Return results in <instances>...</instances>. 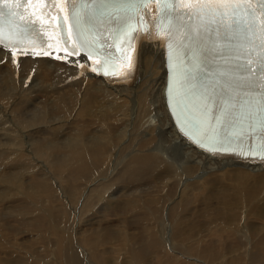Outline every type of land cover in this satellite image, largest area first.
Masks as SVG:
<instances>
[{"label": "bare ground", "instance_id": "6f19581e", "mask_svg": "<svg viewBox=\"0 0 264 264\" xmlns=\"http://www.w3.org/2000/svg\"><path fill=\"white\" fill-rule=\"evenodd\" d=\"M162 55L145 44L136 83L113 86L47 58L24 57L16 66L0 50V264H87L94 257L99 264H126L98 255L97 235L132 250L133 264L144 253L156 264H262L258 240L256 253L243 256L255 225L247 233L235 228L251 205L243 201L259 194L255 187L235 191L217 181L227 171L264 174V166L217 160L176 130L165 104ZM65 184L70 191L63 202ZM193 196L205 208L220 204L221 212L208 213L206 221L223 220L235 232L225 225V234L223 226L214 236L189 233L181 211L192 209ZM251 211L264 215V200ZM44 237L56 249L48 260Z\"/></svg>", "mask_w": 264, "mask_h": 264}, {"label": "snow or ice", "instance_id": "6c2138e0", "mask_svg": "<svg viewBox=\"0 0 264 264\" xmlns=\"http://www.w3.org/2000/svg\"><path fill=\"white\" fill-rule=\"evenodd\" d=\"M28 3L44 8V17L52 15L53 8L67 11L68 15L58 20V27L63 33L65 24L71 22L76 45L67 50L68 54H74L78 46L89 58L93 53L103 55L101 69L116 59L113 52L104 51L101 29L114 25L112 45L122 37L143 43L153 37V31L143 25L146 10L155 5L159 13L154 21L155 35L162 37L160 43L167 46L177 73L172 92L180 130L213 155L218 151H236L247 158L259 151L264 158V0H28ZM61 3L67 7L61 9ZM13 5L19 8L20 0H0V6L6 10L0 11V18L7 16L11 22ZM32 14H36L35 8ZM41 31L43 26L37 28L35 20H31L18 30L10 25L9 36L39 37ZM141 31L146 36H139ZM19 43L0 35V45L11 49L13 56ZM185 55L191 58V64L181 63ZM197 74L204 77L201 83L195 82ZM244 137L249 140L260 137L262 143L253 148L244 142Z\"/></svg>", "mask_w": 264, "mask_h": 264}, {"label": "rangeland", "instance_id": "374dc122", "mask_svg": "<svg viewBox=\"0 0 264 264\" xmlns=\"http://www.w3.org/2000/svg\"><path fill=\"white\" fill-rule=\"evenodd\" d=\"M55 124H60V125H62V122H58V123H53V124H51V126L52 125H55ZM247 171H249V170H247ZM217 172H223V171H217ZM230 172H233L234 174H235V177L232 175V178L228 175V173H230ZM240 171H227V174H226V176L224 177V178H221L220 180H218L217 182H218V184L219 185H221V186H225L224 184H226V181L230 184V189H232V190H238V189H241V188H243L244 186L246 187H250V188H254V190L259 194V196H260V198H259V196L257 197V198H259V199H253V200H251L250 201V203H245V201H243L244 202V204H243V206L244 207H247V205L246 204H251L250 206H248V209L249 210H247V212H245V213H247V215L245 214V218L244 217H242V218H240V220H238V221H240V222H242V224L241 225H237L235 228H236V230L237 231H242V233L243 232H245L246 231V233L248 232V229H249V227L250 226H254L255 225V227L257 228V232L255 233V235H256V237H255V239H254V241H253V243H248V245H247V247H246V250H245V252L246 253H244L243 254V256L245 257L246 256V258L249 256V255H247V254H251V251H252V253H256V244H254L255 243V241L256 240H258V242H257V245L259 244V243H262L263 245H264V215L263 214H257L256 212H254L253 213V211H251L252 213L251 214H249L250 212V210H252V206H254L256 203H259V202H261V200L263 201L264 200V197H262V195L264 194V184L262 183V181L264 180V174L263 173H259V172H253V171H251V173L249 174V172H243L245 175H241L240 173H239ZM253 172V173H252ZM261 172H264V171H262L261 170ZM255 173H258L257 175L255 174ZM254 174H255V176H258V179H256L255 178V176H254ZM261 174V176H259ZM263 174V175H262ZM260 177V178H259ZM231 178V179H230ZM50 179V178H49ZM57 179V178H56ZM230 179V180H229ZM251 180V182H249ZM253 180V181H252ZM261 180V181H260ZM51 181V180H50ZM238 181V182H237ZM53 182V181H52ZM213 182H214V180H213ZM217 182H214V183H210L209 185H211V186H214V184L215 183H217ZM223 182V183H222ZM54 183V182H53ZM58 183H59V181H58ZM57 182H55L54 183V186H56V185H59ZM208 183H209V181H208ZM66 188V189H65ZM65 188H64V190H62L61 192H60V194H62L61 196H59V198L61 199V197H64L63 196V194L64 195H68V191H70V189L67 187V185L65 184ZM68 188V189H67ZM236 188V189H235ZM252 188V189H253ZM76 191V190H75ZM74 191V192H75ZM172 190L170 189V192H167L168 194H169V197L170 196H173L174 194H173V192H171ZM213 191V190H212ZM67 197V196H66ZM262 197V198H261ZM193 198H194V202L192 203V204H190V205H188V208H192V209H189V210H187V211H185V210H183V211H181V213L183 214V215H181V218L182 219H184L189 225H191V226H188V228H189V233L190 232H192V233H194V232H197L200 236H204V237H207V236H209V235H212L215 231H216V227L218 226V227H222L221 228V230L220 231H222L223 229H225V228H227L225 225H227L228 227L230 226L229 224H225L224 222H222V221H214L213 223H209V221H206L207 220V217L209 216V214L208 213H210V215H212L213 214V212L212 211H220L221 212V209H222V206L220 205V204H216V202L214 203H209V205L207 206L206 205V207L207 208H205L203 205H199L198 204V201H197V199L195 198V196H193ZM62 200V199H61ZM63 201V200H62ZM64 202V201H63ZM256 202V203H255ZM59 203H60V201H59ZM170 203V202H169ZM168 203V204H169ZM252 203H253V205H252ZM167 204V205H168ZM229 204H231V205H233L234 206V203L232 202V203H229ZM193 205H195V206H193ZM69 206V205H68ZM68 206H67V208H68ZM200 207H203L206 211V214H205V212H203L202 213V211H203V209L202 208H200ZM223 207H225V206H223ZM211 208V209H210ZM215 210H214V209ZM202 209V210H201ZM211 210V212H210V210ZM224 210H225V208H224ZM68 211H69V208H68ZM187 212H189V214L187 213ZM205 214V215H204ZM244 214V213H243ZM249 214V215H248ZM198 215V216H197ZM202 215V216H201ZM253 215V216H252ZM185 216H186V218H185ZM206 216V217H205ZM165 218V217H164ZM164 218H162V219H164ZM252 218V219H251ZM69 219V218H68ZM188 219V220H187ZM202 219H205L204 220V222L202 221ZM219 219V218H218ZM169 220V219H168ZM220 220V219H219ZM253 220V221H252ZM69 221H71V219H69ZM251 221H252V223H251ZM199 222V223H198ZM208 222V225L206 224V223ZM251 225H250V224ZM198 224V225H197ZM201 225H203V226H201ZM208 226V227H207ZM196 228V229H195ZM234 228V229H235ZM191 229V230H190ZM228 229V228H227ZM231 228L229 227V230H230ZM199 231V232H198ZM219 231V232H220ZM231 231H233L232 229H231ZM218 232V233H219ZM233 232H235V231H233ZM221 233H224L223 231L222 232H220V234ZM168 234V233H167ZM225 234V233H224ZM224 234H222V235H224ZM214 235H215V233H214ZM214 235H212V236H214ZM219 235V234H218ZM37 237H39V235L37 234ZM231 237V236H230ZM233 240H235V239H233ZM40 241V240H39ZM39 241H37L36 242V248L38 249V246H40V243H39ZM43 241L44 242H41L43 245H44V247H45V245H47V247L49 248V250H48V252L46 253V256H48V258L46 257V256H44V255H42L43 257H45V259H49L50 258V256H51V254H53L51 251H50V248L52 249V250H56L55 248H53L54 246H55V244H52L50 241H49V238H45L44 237V239H43ZM231 241H232V239H231ZM228 242V244L229 245H232V243H233V245L234 244H236L235 243V241L234 242ZM76 241H74V243H75ZM76 244V243H75ZM75 246V245H74ZM95 247H96V250H95V252L96 253H98V255L100 254V253H102L103 255H105V256H107L108 257V259L109 260H114V259H116V258H122V259H126V264H133V261L131 260V251L132 250H123V249H120V248H117V247H114V246H111L110 244L109 245H107V244H105V241L103 240V237L101 236V235H97V241L95 242V245H94ZM249 246V247H248ZM250 246H252V247H250ZM256 247V248H255ZM252 248H254V250H255V252H254V250L252 249ZM263 248H264V246H263ZM133 250H136V251H138L140 254H141V252H140V250H138V249H133ZM247 250H249L248 252H247ZM251 250V251H250ZM79 251V250H78ZM144 252H146V251H144ZM242 253V252H241ZM40 254H44V252L42 251V252H40ZM179 254L180 255H182V256H185V257H187V256H189V255H186V254H184V253H182V252H179ZM33 255H35L34 253H33ZM84 256H85V254H83ZM142 255V257H141V259L140 260H138L137 261V264H156L155 262L156 261H154V259H153V256L152 255H150L149 253H144V254H141ZM178 257L177 256V259H180V258H183V259H185L184 257ZM80 257H82V256H80ZM190 258H191V256H189ZM224 257H227L226 255L224 256ZM95 259H89L90 261H91V263H93V264H99L100 263V261L98 260V259H96L97 257H94ZM176 259V260H177ZM88 260V259H87ZM88 260V261H89ZM262 260H264V259H262ZM90 261H89V263H87V264H90ZM248 261L249 262H247V264H258L257 262H255V261H252V260H249L248 259ZM31 263H33V264H37V263H35V261L33 260V261H31ZM43 263H45V262H43ZM260 263H262V264H264V261H260ZM39 264H42V263H39ZM85 264V263H84ZM246 264V263H245Z\"/></svg>", "mask_w": 264, "mask_h": 264}]
</instances>
